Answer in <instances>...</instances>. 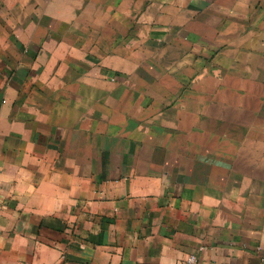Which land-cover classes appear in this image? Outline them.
<instances>
[{"label": "crops", "instance_id": "obj_1", "mask_svg": "<svg viewBox=\"0 0 264 264\" xmlns=\"http://www.w3.org/2000/svg\"><path fill=\"white\" fill-rule=\"evenodd\" d=\"M0 264H264V0H0Z\"/></svg>", "mask_w": 264, "mask_h": 264}, {"label": "built area", "instance_id": "obj_2", "mask_svg": "<svg viewBox=\"0 0 264 264\" xmlns=\"http://www.w3.org/2000/svg\"><path fill=\"white\" fill-rule=\"evenodd\" d=\"M199 249L201 250L202 247L199 248ZM196 260H197L196 255H189V256H188V259H187V261L190 262V263L195 262Z\"/></svg>", "mask_w": 264, "mask_h": 264}]
</instances>
